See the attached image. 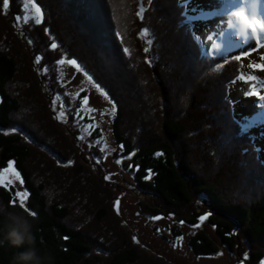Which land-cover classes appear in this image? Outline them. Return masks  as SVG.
<instances>
[{"label":"trees","instance_id":"1","mask_svg":"<svg viewBox=\"0 0 264 264\" xmlns=\"http://www.w3.org/2000/svg\"><path fill=\"white\" fill-rule=\"evenodd\" d=\"M22 1L0 9V172L13 165L29 196L25 209L0 187V264L28 247L8 241L10 212L32 219L38 264H169L135 243L116 211L120 185L59 120L49 94L67 103L63 56L114 104L113 137L142 214L190 227L206 217L214 238L192 236L195 257L221 246L264 264V162L229 97L241 63L208 55L182 0H150L148 11L140 0H33L42 22L19 30Z\"/></svg>","mask_w":264,"mask_h":264},{"label":"rangeland","instance_id":"2","mask_svg":"<svg viewBox=\"0 0 264 264\" xmlns=\"http://www.w3.org/2000/svg\"><path fill=\"white\" fill-rule=\"evenodd\" d=\"M140 2L142 9L148 11L150 0H140ZM239 3L244 4L247 1L191 0L190 3L187 0L186 13L191 18L195 35L203 39L208 55L224 54L232 58L233 55H243L257 47L253 40L243 38L236 28L229 26L230 22L227 24L225 17H221L228 9L240 10L241 7H237ZM32 4L33 0L22 1L21 20L15 24L19 30L24 27L23 25H39L35 23ZM256 5H259L256 9L261 6L260 13L251 10L250 14L264 20V0H257ZM232 12L229 11L228 14ZM232 19L231 16L229 21ZM141 38H148V36L146 34ZM214 44L220 45L219 50L212 46ZM61 60L64 61L63 64L60 63ZM70 60L63 56L57 66V84L63 89L67 103H63L59 96L49 94V97L53 101L58 98L59 102L55 103V106L59 120L68 127L70 132L74 131L81 149L90 152L92 148H95L100 153V161L94 155L89 156L90 160L99 167L98 173L104 174L110 182L120 185L121 192L117 199L119 206L117 207L116 202V211L122 218L124 226L131 232L135 243L169 264H246V259L239 261L221 246L220 252L215 256L197 258L193 255L189 247L192 236L199 231H206L214 238V230L207 224L206 219L190 227L177 223L173 218H148L142 214V209L139 207L142 194L134 190L132 177L123 167L127 159L120 158L122 149L113 137L115 106L91 77L80 66L77 68L76 65L70 64ZM239 62L244 65L240 69L241 73L245 76L256 75L257 80L250 83L237 80L236 83L231 84L230 96L234 116L243 125L244 130L252 135L259 158L264 162V101H261L259 97L246 94L252 90L251 84L254 83L255 91L264 95V78L257 70L247 67L246 59ZM85 99L88 100V104H84ZM9 166L0 172V187H5L7 184L5 188H12L15 193L26 192L23 182L21 183V177L17 180ZM9 180L12 181L11 184H8ZM22 207L26 209L27 202L26 206ZM176 232L180 235H176Z\"/></svg>","mask_w":264,"mask_h":264},{"label":"snow or ice","instance_id":"3","mask_svg":"<svg viewBox=\"0 0 264 264\" xmlns=\"http://www.w3.org/2000/svg\"><path fill=\"white\" fill-rule=\"evenodd\" d=\"M10 3H11V0H0V9H2L4 12H6L10 7ZM32 7L34 8V12H35V23L40 24L42 22L43 12H42L41 8L39 6H37L34 2L32 4ZM136 15L141 16V12L137 11ZM230 15L233 18L232 21H230V24L239 31L240 35L243 38L251 39L257 45L256 48H253L250 51L243 53V55L235 56L234 59L236 61H242V60L250 57L252 55V52L259 53V50L264 48V20L257 18L255 15L250 16L244 10L234 11ZM16 20L19 22L21 20V17L17 16ZM146 34H147L146 31L144 33H142V35H146ZM117 35L119 36V33H117ZM212 46L214 48H216L217 50H219V48H220L219 44H214ZM51 47L53 49H55L57 47V45L55 43H53V44H51ZM145 50L147 51V49H145ZM123 51L127 53L128 49L124 48ZM259 60H260V62H249L247 64V67L249 69H252V70L264 71V54L260 55ZM36 63L37 64L40 63L39 57H37ZM60 63L63 64L64 61L61 60ZM69 63L72 65H76V67L79 68V65L77 64L76 60H70ZM240 67L243 68L244 65L241 64ZM238 80L243 81L245 83H250V82L256 81L257 76L256 75L245 76L243 73H241L238 76ZM251 88H252V90L248 91L246 94L248 96L259 97V99L261 101H264V95H261L258 91H255L256 85L254 83L251 84ZM84 104H88L87 99L84 100ZM9 167L11 169L12 175L15 176V178L17 180H20L19 173L15 171L14 167L11 165ZM22 182L23 181L21 180V183ZM11 183H12V181L9 180L8 184H11ZM5 187H7V184H5ZM28 196H29V194L27 192H23V193L17 192L15 194V198L11 202L16 203L17 200H19V203L21 206H26ZM118 206H119V201H117V207ZM201 219H206V217H202Z\"/></svg>","mask_w":264,"mask_h":264},{"label":"clouds","instance_id":"4","mask_svg":"<svg viewBox=\"0 0 264 264\" xmlns=\"http://www.w3.org/2000/svg\"><path fill=\"white\" fill-rule=\"evenodd\" d=\"M6 215L9 221L8 241L17 248L28 245L25 251L17 254L16 264H38L37 252L34 247L35 236L32 231V219H29L28 215L23 212H10Z\"/></svg>","mask_w":264,"mask_h":264},{"label":"bare ground","instance_id":"5","mask_svg":"<svg viewBox=\"0 0 264 264\" xmlns=\"http://www.w3.org/2000/svg\"><path fill=\"white\" fill-rule=\"evenodd\" d=\"M245 1H247V3H244V4L239 3V5H237V7H239V6L241 7L240 10L246 11L250 16H251V14H250L251 10L258 11L260 13L261 6H260V8L256 9L259 6V5H256L257 0H244V2ZM186 2H187V0H184L183 4L186 5ZM189 2L191 3V0H189ZM237 2H239V1H237ZM233 3H235V2H233ZM240 10H238V11H240ZM226 11H225L226 13L222 14L223 16H221V17H225L227 24H228L230 22L229 18L231 17L230 13L228 14V12L229 11H231V12L237 11V10H235V9L232 10V8H231V9H228ZM229 26H232V25L230 24ZM232 28L235 29L233 26H232ZM261 54H264V50H259V53H257V52L252 53V55L249 57V59L246 58V62H247L246 64H248L249 62H260L259 57ZM258 73H259V75H261L264 78V71H258Z\"/></svg>","mask_w":264,"mask_h":264},{"label":"water","instance_id":"6","mask_svg":"<svg viewBox=\"0 0 264 264\" xmlns=\"http://www.w3.org/2000/svg\"><path fill=\"white\" fill-rule=\"evenodd\" d=\"M232 57H234V56H232ZM236 82H237V80H236V81H234L233 83H236ZM229 97L231 98L230 94H229ZM247 260H249V258H247Z\"/></svg>","mask_w":264,"mask_h":264}]
</instances>
